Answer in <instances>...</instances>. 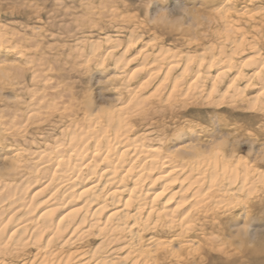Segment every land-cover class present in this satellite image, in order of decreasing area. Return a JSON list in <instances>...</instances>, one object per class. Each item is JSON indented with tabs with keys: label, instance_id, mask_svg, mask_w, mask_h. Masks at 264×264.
Segmentation results:
<instances>
[{
	"label": "bare ground",
	"instance_id": "1",
	"mask_svg": "<svg viewBox=\"0 0 264 264\" xmlns=\"http://www.w3.org/2000/svg\"><path fill=\"white\" fill-rule=\"evenodd\" d=\"M250 1L222 0L212 38L188 50L137 29L81 38L80 62L111 68L106 104L34 66L29 97L0 108V264H202L203 244L241 234L263 170L229 133L196 134L186 108L264 113V52L251 34L264 8ZM18 39L0 26V54L32 64Z\"/></svg>",
	"mask_w": 264,
	"mask_h": 264
},
{
	"label": "rangeland",
	"instance_id": "2",
	"mask_svg": "<svg viewBox=\"0 0 264 264\" xmlns=\"http://www.w3.org/2000/svg\"><path fill=\"white\" fill-rule=\"evenodd\" d=\"M221 2L222 0H0V26L19 37L17 43L24 47L27 57L32 60V64L24 65L14 62L13 57L0 54L3 65H15L11 71L0 70V108L4 109L14 97H29L28 89H31L34 66L41 63L39 68L44 67L47 74L55 79L57 75L60 76L68 88L81 95L93 96L100 104H106L112 98L106 83L111 68L81 63L80 56L76 54V43L81 38H96L108 33L117 34L116 32L126 34L137 29L146 42L149 38L151 40L152 37H157L160 44L188 50L190 47L187 44L192 39L197 41L198 38L202 43L203 40L212 38L217 23L214 9ZM250 2L235 0V4L240 7L247 6ZM253 2L252 10H263L264 0ZM87 6L92 7L91 10ZM262 30L261 35L251 34L257 37L255 41L258 49L264 52V28ZM192 50L195 48L192 47ZM131 56L132 67L138 68L141 60L139 55L133 52ZM254 93V89L248 91L249 96ZM186 109L189 114L187 118L192 126H196V134L206 137L218 132L229 133L243 145V156L255 162L264 173V159L258 156L259 150L264 146V113L251 111L246 105L236 109L229 106L219 109L199 104ZM55 120L56 116L45 122L43 129L51 130ZM178 123L175 128L184 127L188 131V122L181 120ZM177 132H169L167 136L178 138ZM252 145L257 152H251ZM251 204L255 207L253 216L249 225L244 227L245 230L241 225L240 235L233 238H227L226 235L225 239L221 237L223 241L219 240L215 244L214 251L209 245L203 244L204 252L211 256L202 264H264V179L256 187ZM219 250L226 252L223 254ZM227 251L232 254L231 257L225 255Z\"/></svg>",
	"mask_w": 264,
	"mask_h": 264
}]
</instances>
